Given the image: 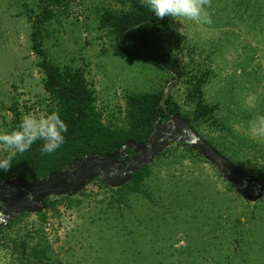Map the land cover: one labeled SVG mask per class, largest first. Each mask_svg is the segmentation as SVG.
<instances>
[{"label": "rangeland", "instance_id": "374dc122", "mask_svg": "<svg viewBox=\"0 0 264 264\" xmlns=\"http://www.w3.org/2000/svg\"><path fill=\"white\" fill-rule=\"evenodd\" d=\"M130 0H57L43 24L42 43L58 65L83 68L96 91L103 122L123 125L129 95L163 89L192 118L190 90L214 118L196 133L250 179L264 172V0H212L213 23L170 19L162 28L183 73L114 54L117 42L99 25V11H123ZM39 0H0V132L26 113L47 114L39 57L33 49ZM151 166L150 197L131 194L110 204L111 192L90 182L71 208L61 197L47 221L32 215L0 235V264H19L13 240L30 233L50 247L48 264H264V198L248 202L210 163L173 144ZM1 152V151H0ZM40 228L39 234L36 230Z\"/></svg>", "mask_w": 264, "mask_h": 264}, {"label": "trees", "instance_id": "16d2710c", "mask_svg": "<svg viewBox=\"0 0 264 264\" xmlns=\"http://www.w3.org/2000/svg\"><path fill=\"white\" fill-rule=\"evenodd\" d=\"M56 1L39 0L42 12L34 21L32 41L33 49L39 57V68L44 75L43 87L50 100L48 113L58 111L68 126L65 143L51 155L41 153L43 141L34 143L27 152L18 153L13 158L8 172L0 170V188L6 179L18 178L33 181L46 178L50 173L64 170L71 163L86 156L106 155L120 149L130 141L136 144L145 143L154 130V123L159 125L175 113L188 119L195 132H197L195 122L214 118L216 107L203 100L202 82H197L188 94V99L195 104L192 118L183 115L179 106L171 96L165 94L163 89H157L153 92L127 96L124 124L115 126L105 124L96 106V91L88 82L85 70L71 65L61 66L53 63L43 48V24L51 18L52 7L55 6ZM170 19L171 17L157 18L146 6L142 5L141 0H130L129 7L123 11L116 12L107 9L99 11L101 29L107 31L117 42L114 51L116 56L142 61L170 72L173 79H181L183 73L172 58L161 33L162 28ZM18 125V121H14L11 130L16 129ZM177 147H183L191 157L208 163L190 146L177 143ZM168 152L169 150L166 149L160 156ZM130 153L131 150H128V154ZM5 155L6 153L0 152V157ZM152 163L144 165L133 174L127 184L120 188H110L100 178L93 181L111 192V205L123 203L125 198L131 194L149 198L150 194L144 186L151 176ZM242 173L247 176L244 171ZM263 177L264 172L252 179ZM229 186L234 189L231 184ZM59 201L65 203L68 208L75 203H80L74 197L68 196L61 197ZM46 203L48 209L53 210L58 201H52L49 197ZM32 215L36 216L42 224L47 221L46 211L36 214L22 213L0 229V235L11 231ZM39 232L40 228L36 230V234ZM13 244V249L18 253L19 264H48L51 259L49 245L40 240L35 242L31 233L24 238L14 239Z\"/></svg>", "mask_w": 264, "mask_h": 264}, {"label": "water", "instance_id": "95a60500", "mask_svg": "<svg viewBox=\"0 0 264 264\" xmlns=\"http://www.w3.org/2000/svg\"><path fill=\"white\" fill-rule=\"evenodd\" d=\"M190 146L205 161L213 165L222 178L250 203L264 198V177L250 179L234 163L202 139L188 119L175 113L161 124L154 123L148 141L128 142L106 155H90L71 163L66 169L52 172L46 178L27 181L6 179L0 188V229L22 213L36 214L48 209L49 197H75L93 180L100 178L110 188L127 184L134 173L154 162L173 144ZM132 151V155L128 154ZM31 193L33 199H29Z\"/></svg>", "mask_w": 264, "mask_h": 264}, {"label": "clouds", "instance_id": "9594fccd", "mask_svg": "<svg viewBox=\"0 0 264 264\" xmlns=\"http://www.w3.org/2000/svg\"><path fill=\"white\" fill-rule=\"evenodd\" d=\"M157 18L171 17L176 20L183 18L201 25L213 23L212 0H141ZM253 127L264 135V116L257 117ZM68 132L66 122L58 111L37 115L26 113L14 130L0 132V151L6 153L0 157V170L8 172L12 160L18 153L31 149L37 141H43L40 149L42 154L51 155L65 143V134ZM28 198L33 199L31 193Z\"/></svg>", "mask_w": 264, "mask_h": 264}, {"label": "flooded vegetation", "instance_id": "af4514ba", "mask_svg": "<svg viewBox=\"0 0 264 264\" xmlns=\"http://www.w3.org/2000/svg\"><path fill=\"white\" fill-rule=\"evenodd\" d=\"M131 155H132V151H131V153H130Z\"/></svg>", "mask_w": 264, "mask_h": 264}]
</instances>
